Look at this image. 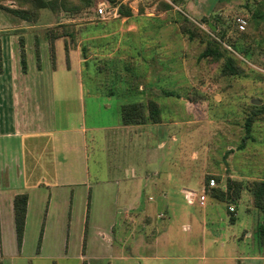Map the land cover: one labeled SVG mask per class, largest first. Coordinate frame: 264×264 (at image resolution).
Here are the masks:
<instances>
[{"label":"rangeland","instance_id":"rangeland-1","mask_svg":"<svg viewBox=\"0 0 264 264\" xmlns=\"http://www.w3.org/2000/svg\"><path fill=\"white\" fill-rule=\"evenodd\" d=\"M101 1L94 0L79 11L61 12L55 20L42 21L41 27L20 29L17 37L23 38L26 60L24 69L21 63L22 71L37 63L28 33L36 35L44 68L48 59L39 44L44 31L55 26L59 32L65 27L75 36L77 31L86 34L81 48V54L88 57L83 74L85 119L88 125H98L86 165L91 180L106 173L104 137L111 140L112 134L104 125L121 121L122 103L158 101L162 121L172 125L170 136L163 148L149 137L147 151L138 129L119 133L129 143L125 162L119 161L132 163L137 171L124 186L125 201L136 203L129 214L111 212L106 206L81 212L76 203L66 212L54 210L45 223V214H32L23 247L14 253V242L2 264H236L237 260L212 255L257 253L256 235L244 238L243 233L251 225L250 216L261 212L253 202L251 184L264 178V0H164L171 7H161L162 0H115L109 3L117 8V15L107 17L98 14ZM9 2L0 0L1 28L15 22L14 15L1 7ZM121 6L130 8L131 14H121ZM239 15L247 21L244 29L236 23ZM61 20H65L63 26ZM184 23L190 31L196 30L193 38L182 31ZM39 32L41 36H37ZM220 33H225L224 39L219 38ZM208 37L222 40L227 53L242 67L239 74L224 73L223 59L199 58ZM62 48L61 44L56 55V76L62 72L75 78L77 67L65 69ZM93 77L96 84L90 80ZM164 90L178 95H166ZM69 93L68 102L56 101L63 125L66 108L74 111L80 106L77 82L69 83ZM247 118L252 123L250 136L239 148ZM118 145L121 147L122 141ZM111 151L113 155L114 148ZM163 156L176 161L185 158L197 183L207 184L214 177L226 190L227 178L242 180L240 196L221 200L207 192L204 205L185 192L161 196L147 186L146 178L153 174L155 163L168 167L166 162L161 164ZM121 175L124 177L126 170L117 168L116 176ZM134 188L139 191L137 197L132 195ZM228 211L236 216L234 220ZM248 262L253 261L242 260ZM255 264H264V259Z\"/></svg>","mask_w":264,"mask_h":264},{"label":"crops","instance_id":"crops-1","mask_svg":"<svg viewBox=\"0 0 264 264\" xmlns=\"http://www.w3.org/2000/svg\"><path fill=\"white\" fill-rule=\"evenodd\" d=\"M9 5H14V2L10 0ZM61 12L69 11L55 12L48 7H43L40 9L38 19L34 22L9 23V27H6L7 24L4 23L6 28L0 27V260L11 249L14 242L17 245L13 214V198L16 193L26 192L28 195L20 248L25 243L32 214L38 212L45 214L44 223L48 222V215L54 210L66 212L74 208L75 203L81 212L93 206H106L111 212L125 211L129 214L136 203L125 201L124 196L127 192L124 191V186L125 182L131 181V178L137 175V171L132 163L122 164L119 161L125 158V152H128L129 148V143H126L119 133L126 128L138 129L144 135L145 146H142L147 150L150 148L149 137H154L158 148H163L166 145L167 135L170 136L169 133L172 130V125L163 121L130 124H123L120 121L116 124L104 125L105 129L112 134L111 140L107 139V136L104 137L105 150L102 163L106 173L102 176L94 175L91 180L86 165L95 139L94 129L98 125L97 123L88 125L85 119V75L83 74L88 57L81 54V48L85 43L86 34L80 35L77 31L76 43L72 42L67 32L63 36L56 37L54 40L55 65H53L47 32L44 31L42 34L44 38H41L39 44L42 50H46L47 66L45 68L43 64L39 66L38 61L37 63L35 61L33 66L29 64L26 72L21 68L17 37L18 33L22 32L20 29L28 31L30 28L41 27L42 21L51 18L55 20L62 16ZM61 21L64 23L65 20ZM38 35L41 36L40 32ZM28 38L32 41L30 47L34 48L37 60L36 35L33 36L32 32L28 33ZM60 43L63 46L65 69L70 71L72 65L77 67L76 71L79 75L75 78H70L62 72H59L58 77L56 76L58 70L56 55L59 52ZM28 55L33 56L31 52ZM90 80L96 84V77ZM74 82H77L79 86L81 96L78 97H81L82 103L80 102V106L74 111L66 108L64 117L67 120H64L66 124L63 125L56 113V101L57 99L69 101V83ZM174 122L176 125L177 122ZM119 140L122 141L121 147L118 145ZM112 148H114L113 155H111ZM164 162L167 168L155 163L153 174L146 178L147 186L157 190L161 196H177L176 194L184 192V189L200 190L204 186V183L196 182V178L192 175V168H189L190 164L185 161V158L177 157L176 161L174 157L163 156L161 164ZM117 168L125 169L126 175L116 176ZM132 195L137 197L139 191L134 188ZM250 210L251 208L247 207L246 211L250 212ZM161 214L163 212L159 213ZM228 215L231 221L236 217L229 211ZM261 220V212H257L254 218L250 216L248 223L251 225L244 228V238L252 236L255 238L256 235L258 241L257 229ZM258 246L260 248L258 252H252L249 255L237 251L212 255V257L233 259L234 262L237 260L236 264H243L242 260L246 259L253 261L248 263L255 264V261L264 259V252L261 250L259 241ZM19 251L17 246V252L14 251V253Z\"/></svg>","mask_w":264,"mask_h":264},{"label":"trees","instance_id":"trees-1","mask_svg":"<svg viewBox=\"0 0 264 264\" xmlns=\"http://www.w3.org/2000/svg\"><path fill=\"white\" fill-rule=\"evenodd\" d=\"M14 5L1 4V7L14 15L12 19L15 22L31 21L34 22L38 19L40 9L48 7L55 12L59 11H79L81 8L94 4V0H12ZM115 1V0H107ZM161 7H171L170 4L164 0L160 3ZM121 14H131L130 8L123 10L122 6L119 7ZM20 20V21H18ZM63 26V23H61ZM65 25V24H64ZM58 27L52 26L47 30V36L49 40L50 56L53 65H55V47L54 40L56 37L63 36L67 33L71 38H75V32L63 27V31L58 32L55 29ZM182 31L187 32L189 38H193L196 35V30L190 31L184 23L182 25ZM67 32V33H66ZM225 33H220L219 38L224 39ZM205 46L199 54V58H211V59H223L222 71L228 74H239L242 70L240 64H238L232 54L227 53V48L222 45V40H218L213 37H208L205 40ZM20 54L23 69L25 68V48L23 38L19 37ZM36 55L38 65L40 66V54L36 44ZM66 57L68 59V48L66 46ZM166 95H178L174 90H164ZM120 115L123 124L130 123H143V122H161L163 117L161 115V107L158 101L149 99L145 105L142 101L125 102L120 105ZM251 119L247 118L245 122L246 134L242 138V142L239 144V148L244 147L246 138L250 136ZM218 178V177H217ZM243 182L239 179L227 178L226 190L221 186H215L208 189V193L212 192V195L221 200H235L240 196ZM251 191L253 195V202L262 213V220L257 229V236L261 250L264 252V178L254 179L251 184ZM28 195L26 192H19L14 195L13 198V214L15 222L16 240L17 246L20 249L23 232L25 227V218L27 210ZM0 264L2 261L0 260Z\"/></svg>","mask_w":264,"mask_h":264},{"label":"built area","instance_id":"built-area-1","mask_svg":"<svg viewBox=\"0 0 264 264\" xmlns=\"http://www.w3.org/2000/svg\"><path fill=\"white\" fill-rule=\"evenodd\" d=\"M97 11L102 17H107L110 14L117 15L118 10L116 7L110 5L109 1L104 0L99 3ZM235 20L239 28L244 29L246 27L247 21L243 16H236ZM215 186H218V181L214 177H210L207 184H204V186L199 191L193 189H184L183 191L190 197L194 196L201 205H204L208 195V189ZM229 210L233 211L234 206H229Z\"/></svg>","mask_w":264,"mask_h":264},{"label":"water","instance_id":"water-1","mask_svg":"<svg viewBox=\"0 0 264 264\" xmlns=\"http://www.w3.org/2000/svg\"><path fill=\"white\" fill-rule=\"evenodd\" d=\"M213 26V28H215V25H212Z\"/></svg>","mask_w":264,"mask_h":264}]
</instances>
